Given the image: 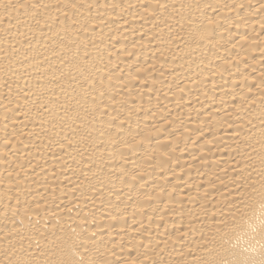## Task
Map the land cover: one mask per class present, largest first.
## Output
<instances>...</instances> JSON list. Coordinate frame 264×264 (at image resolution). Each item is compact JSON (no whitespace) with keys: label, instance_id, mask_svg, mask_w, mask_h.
Returning <instances> with one entry per match:
<instances>
[{"label":"bare ground","instance_id":"6f19581e","mask_svg":"<svg viewBox=\"0 0 264 264\" xmlns=\"http://www.w3.org/2000/svg\"><path fill=\"white\" fill-rule=\"evenodd\" d=\"M0 264H264V0H0Z\"/></svg>","mask_w":264,"mask_h":264}]
</instances>
